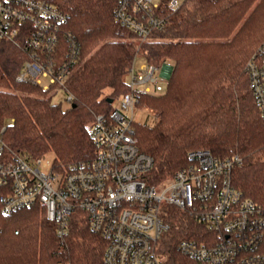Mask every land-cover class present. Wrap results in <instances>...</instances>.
<instances>
[{"label": "trees", "instance_id": "trees-1", "mask_svg": "<svg viewBox=\"0 0 264 264\" xmlns=\"http://www.w3.org/2000/svg\"><path fill=\"white\" fill-rule=\"evenodd\" d=\"M49 1L66 13L62 32L81 49L65 88L73 103L64 108L50 90L18 82L29 55L1 43L0 136L13 152L29 159L53 153L62 171L88 160L94 155L89 130L97 115L111 114L109 99L130 92L135 57L158 67L170 62L165 93H142L139 100L158 114L152 127L135 122L138 147L155 162L147 182L165 186L192 164L191 152L208 150L223 159L239 157L234 187L264 206V118L246 73L248 58L264 40V0H188L164 31L143 43L117 22L119 0ZM162 216L170 225L159 251L164 264H196L178 244L201 237L205 226L168 205ZM0 229V264H105L106 240L91 230L83 211L73 213L65 236L39 206L11 216L0 210Z\"/></svg>", "mask_w": 264, "mask_h": 264}, {"label": "built area", "instance_id": "built-area-1", "mask_svg": "<svg viewBox=\"0 0 264 264\" xmlns=\"http://www.w3.org/2000/svg\"><path fill=\"white\" fill-rule=\"evenodd\" d=\"M187 2L119 0L114 14L143 43L164 31L169 17ZM66 21L59 4L49 0H0V44L12 42L29 55L18 82L65 90L81 51L71 35L63 34ZM138 58L129 72L130 92L114 100L110 115L95 117L89 130L94 155L88 160L66 171L53 161L45 173L40 169L45 156L29 159L13 152L0 136L2 214L39 206L65 236L73 213L83 211L91 230L106 240L105 264H164L159 251L170 225L163 219L162 206L168 205L205 226L201 237L178 244L179 252L194 263L264 264V206L234 187L232 174L239 157L223 159L208 150L194 151L189 154L192 164L179 170L162 192L147 182L145 176L155 162L138 147L134 115L141 111V94L152 91L139 87L168 80L172 64L158 67L147 62L138 68ZM246 73L264 118V41L246 64ZM67 95L72 104L73 95ZM148 114L158 118L154 110Z\"/></svg>", "mask_w": 264, "mask_h": 264}, {"label": "rangeland", "instance_id": "rangeland-1", "mask_svg": "<svg viewBox=\"0 0 264 264\" xmlns=\"http://www.w3.org/2000/svg\"><path fill=\"white\" fill-rule=\"evenodd\" d=\"M264 41V40H263ZM262 41V42H263ZM261 42V43H262ZM260 46V45H259ZM258 46V47H259ZM258 49V48H257ZM256 49V50H257ZM256 52V51H255ZM254 52V53H255ZM254 53L248 58L246 64L248 63V61L251 59V57L254 55ZM147 62L145 60H143L140 56L139 58L136 60V66L138 68H140L141 66H143L144 64H146ZM172 64V63H171ZM170 64V65H171ZM172 70V69H171ZM171 70H169V78H170V74H171ZM168 78V79H169ZM167 81L168 80H160L156 85H150L148 84L147 86L144 85V86H141L139 87V90H145L147 87H149L151 89V91L155 94H158V95H161V94H164L165 91H166V86H167ZM128 82H130V78L128 77ZM46 83V81H45ZM50 96H52V100L54 103H57V104H62L64 108H67L69 107L71 104L67 101L68 99V95L66 93L65 90H63L62 88H54L52 89V91L50 92ZM141 111H137L135 113V117H134V120L137 124H141V125H145V126H149V127H152L156 124L157 120L153 117H151L148 113L149 111H151L147 106H141ZM155 111V110H154ZM54 154L53 153H50V154H47L43 159H42V164L40 166V169L42 170V172H45V173H49V171L51 170L52 168V162L54 160ZM165 188L164 187H160L159 188V192H162V190Z\"/></svg>", "mask_w": 264, "mask_h": 264}, {"label": "water", "instance_id": "water-1", "mask_svg": "<svg viewBox=\"0 0 264 264\" xmlns=\"http://www.w3.org/2000/svg\"><path fill=\"white\" fill-rule=\"evenodd\" d=\"M108 102H109L110 104H113V103H114V99H109Z\"/></svg>", "mask_w": 264, "mask_h": 264}]
</instances>
